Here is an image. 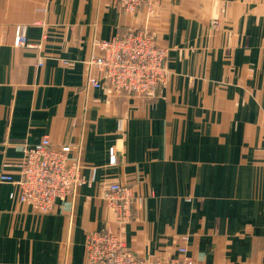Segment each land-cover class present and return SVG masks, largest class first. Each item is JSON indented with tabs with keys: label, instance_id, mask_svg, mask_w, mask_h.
<instances>
[{
	"label": "crops",
	"instance_id": "crops-1",
	"mask_svg": "<svg viewBox=\"0 0 264 264\" xmlns=\"http://www.w3.org/2000/svg\"><path fill=\"white\" fill-rule=\"evenodd\" d=\"M21 24L37 47L14 46ZM129 29L169 48L155 100L89 85L97 41ZM44 137L72 147L86 183L46 214L0 184V264H87L86 236L106 226L149 261L186 246L196 264H264V0L134 14L114 0H0V173L18 178L23 147ZM111 182L142 198L124 228L102 197Z\"/></svg>",
	"mask_w": 264,
	"mask_h": 264
},
{
	"label": "built area",
	"instance_id": "built-area-1",
	"mask_svg": "<svg viewBox=\"0 0 264 264\" xmlns=\"http://www.w3.org/2000/svg\"><path fill=\"white\" fill-rule=\"evenodd\" d=\"M125 14H134L146 8L149 12L161 0H114ZM213 28L219 27L212 22ZM98 53L90 60L102 73V78H90L89 85L95 89H109L139 99L155 100L160 89L168 84L171 76L169 48L159 44L147 29H129L107 40L97 41ZM14 46L34 48L28 38V26L15 29ZM43 65V60L38 62ZM124 120H118L122 131ZM71 146H55L49 137L34 145L23 147V158L16 168L19 177L7 171L0 173V184H13L17 190L10 193L12 200L27 203L41 214L52 212L58 200L74 196L86 183L82 176L83 165L79 157H71ZM114 150L110 151V163L116 164ZM11 164L5 163V168ZM12 166V165H11ZM103 200L113 212L115 220L124 226L130 222L137 204L142 198L135 196L131 187L118 182L103 187ZM87 264H196L186 246H179L177 255L149 261L134 254L111 227H105L86 236Z\"/></svg>",
	"mask_w": 264,
	"mask_h": 264
},
{
	"label": "rangeland",
	"instance_id": "rangeland-1",
	"mask_svg": "<svg viewBox=\"0 0 264 264\" xmlns=\"http://www.w3.org/2000/svg\"><path fill=\"white\" fill-rule=\"evenodd\" d=\"M213 22H217L218 23V25H219V22H218V20H214ZM219 27H217V28H215V29H218ZM152 33V32H151ZM153 34V33H152ZM154 35V34H153ZM155 36V35H154ZM22 48V47H21ZM124 185V184H123ZM126 186H128V185H126ZM128 187H130V186H128ZM133 189V188H132ZM135 194V193H134ZM136 196V195H135ZM21 203V202H20ZM110 210V209H109ZM112 212V211H111ZM133 215H134V212H133V214H132V217H131V220L133 219ZM130 220V221H131ZM115 222H116V220H115ZM119 224V223H118ZM128 224V223H127ZM106 227H109V226H106ZM178 250V249H177Z\"/></svg>",
	"mask_w": 264,
	"mask_h": 264
}]
</instances>
